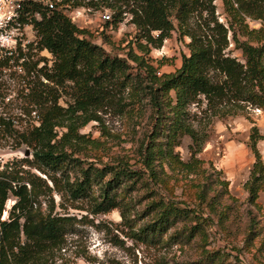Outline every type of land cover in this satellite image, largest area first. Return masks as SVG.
<instances>
[{
	"label": "trees",
	"instance_id": "trees-1",
	"mask_svg": "<svg viewBox=\"0 0 264 264\" xmlns=\"http://www.w3.org/2000/svg\"><path fill=\"white\" fill-rule=\"evenodd\" d=\"M48 1L25 0L21 20L30 24L35 40L25 43L21 71L14 68L20 52L0 57V77L7 75L20 92L26 90L27 101L19 111L30 116L22 126L18 117L0 115V131L30 152V158L0 166V264H61L54 251L60 248L69 218L52 214V205L46 212L40 208L44 198L52 201L53 192L68 201L88 200L92 214L118 210L125 220L121 197L141 188L146 204L140 217L148 219L136 230L129 226L131 238L152 241L183 219L194 221L185 227L186 238L192 237L200 223L210 221L155 190L156 166L161 165L156 159L169 156L181 135L189 137L192 154L198 152L212 118L242 115L249 108L264 112V30L248 29L250 20L245 22L264 20V0H221L229 17L226 23L218 20L213 0ZM65 6L109 9L111 25L128 16L134 34L122 54L106 52L87 39L62 12ZM171 32L188 38V53L181 54L173 72L158 73L148 54ZM227 33L240 57L225 52ZM31 48L46 50L50 65L32 60ZM66 89L71 102L61 106L58 99ZM191 105L196 112L189 111ZM129 110L148 112L152 119L148 136L139 144L137 168L121 161L97 165L65 148L88 121L101 123V114L121 116ZM248 138L255 162L243 187L253 201L259 183H264L256 148L262 135L252 126ZM191 162L177 160L186 170L197 168V160ZM205 193L203 186H196L198 203ZM9 196L13 203L1 218Z\"/></svg>",
	"mask_w": 264,
	"mask_h": 264
},
{
	"label": "rangeland",
	"instance_id": "rangeland-1",
	"mask_svg": "<svg viewBox=\"0 0 264 264\" xmlns=\"http://www.w3.org/2000/svg\"><path fill=\"white\" fill-rule=\"evenodd\" d=\"M218 20L226 23L229 17L224 11L221 0H213ZM62 12L78 28L84 30V36L100 45L106 52L122 54V46L134 34V27L127 22L128 16L116 25L108 23L111 11L99 7L96 10L83 6H65ZM109 14V19L101 15ZM173 23L175 20L170 18ZM248 29L260 26L264 30V20L246 18ZM225 52L240 57L233 48L230 34ZM243 39V37H238ZM26 42H34V32L25 28ZM188 38L178 37L175 32L162 41L159 48L149 52L152 64L158 73L173 72L180 65V56L187 54ZM25 52V49H24ZM32 60H42L50 65L47 52L36 48L29 49ZM40 62V63H43ZM39 63V64H40ZM7 71V69L5 70ZM0 115L16 116L23 126L29 123L30 116L21 114L27 97L20 92L19 84L11 77H0ZM71 102L68 89L61 92L58 103L66 106ZM194 106L189 111L196 112ZM101 123L88 121L78 127L77 138L70 141L69 148L73 156L86 159L94 164L115 163L118 161L137 168L138 149L142 140L148 136L151 121L148 112L138 115L135 110L125 114H101ZM195 123V122H194ZM254 126L262 139L256 142L263 166L264 176V112L259 109H247L242 115L212 118L206 126L207 137L199 151L192 154L188 136L178 137V143L171 154H162L156 166L157 185L155 190L163 198L182 202L186 207L195 209L209 224L200 223L196 233L186 238L185 227L194 221L178 220L159 238L141 243L131 238L132 228L136 230L146 223L143 215L146 199L143 190L126 193L121 200L126 204L125 220L118 210L92 214L86 199L68 201L66 197L50 194L40 204L42 212L52 205V214L67 216L65 231L60 248L54 251V258L61 264H264V183H259L253 201L243 184L249 179L255 159L249 149L250 128ZM15 140L0 131V166L13 159L30 158V152L24 145H15ZM25 150L28 154L25 155ZM68 150V149H67ZM174 156V157H171ZM171 157V158H169ZM197 160L196 169H184L178 163ZM24 168H27L24 166ZM23 168V169H24ZM260 173V165H257ZM223 182H226L225 184ZM196 186L206 190L203 201L195 199ZM121 196V195H119ZM158 197V195H154ZM13 203L12 196L5 201L1 218H5ZM191 216V215H189Z\"/></svg>",
	"mask_w": 264,
	"mask_h": 264
},
{
	"label": "built area",
	"instance_id": "built-area-1",
	"mask_svg": "<svg viewBox=\"0 0 264 264\" xmlns=\"http://www.w3.org/2000/svg\"><path fill=\"white\" fill-rule=\"evenodd\" d=\"M24 6L25 0H0V57H10L20 52L22 55L14 66L18 72L21 71L20 63L25 58V28H31L30 24L21 20V16L25 18ZM48 6L51 7V4L48 3ZM101 16L108 19L107 13Z\"/></svg>",
	"mask_w": 264,
	"mask_h": 264
},
{
	"label": "water",
	"instance_id": "water-1",
	"mask_svg": "<svg viewBox=\"0 0 264 264\" xmlns=\"http://www.w3.org/2000/svg\"><path fill=\"white\" fill-rule=\"evenodd\" d=\"M28 154V150H25V155H27Z\"/></svg>",
	"mask_w": 264,
	"mask_h": 264
}]
</instances>
